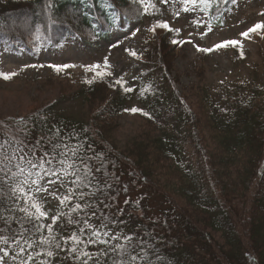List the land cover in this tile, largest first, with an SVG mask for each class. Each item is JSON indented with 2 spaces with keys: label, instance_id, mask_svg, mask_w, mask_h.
<instances>
[{
  "label": "trees",
  "instance_id": "obj_1",
  "mask_svg": "<svg viewBox=\"0 0 264 264\" xmlns=\"http://www.w3.org/2000/svg\"><path fill=\"white\" fill-rule=\"evenodd\" d=\"M116 1L123 2L51 0L46 9L47 0H0V45L6 41L12 50L28 51L24 35L14 32L20 26L13 18L28 21L32 32L36 26L41 34L57 40L59 35L50 28L55 29L68 11L94 37H100L103 33L97 18H102L108 31L117 26ZM232 4V0H221L207 13L197 11L210 26L217 27ZM61 26L60 37L73 33ZM104 87L110 88L103 78H97L84 89L88 103L94 102L96 93L100 95L101 106L91 120L70 119L56 112L54 105L42 104L23 116L0 121L23 129L19 136L26 145L57 129L65 138L75 133L70 142L84 143L83 154L95 157L91 161L94 168L103 164L95 174L103 191L94 198L103 203L93 208L96 217L92 222L99 225L103 221L114 233L133 236L136 252L141 248L137 242L143 241L153 264H264V85L250 83L245 88L247 96L238 97L232 91L226 101L215 100L210 94L198 96L195 108L174 89L146 86V111L140 113L144 131L124 150L109 141L108 132L98 125L109 126L124 113L129 94L120 83L113 95L106 97L99 91ZM20 118L24 123L14 124ZM123 168L160 198L158 232L147 215L151 208L145 196L128 198L117 206ZM67 219L61 222L66 226L64 234L71 228ZM185 247L193 249L190 262L178 259Z\"/></svg>",
  "mask_w": 264,
  "mask_h": 264
},
{
  "label": "rangeland",
  "instance_id": "obj_2",
  "mask_svg": "<svg viewBox=\"0 0 264 264\" xmlns=\"http://www.w3.org/2000/svg\"><path fill=\"white\" fill-rule=\"evenodd\" d=\"M152 3L156 7L145 13L143 6L133 0L117 2L116 27L108 31L102 18H97L99 30L103 33L100 37H94L92 32L83 28L69 11L61 16L60 23L71 28L73 33L60 37L58 30L62 26L59 23L55 29L50 28L52 33L54 30L55 35H59L57 40L37 32L36 26L32 32L30 22L13 18L12 21L16 20L20 26L14 28V32L24 35L28 51L12 50L6 41L0 45V72L15 73L9 79L0 77V119L23 116L44 104L54 105L56 112L70 119L91 120L95 110L101 106L99 94L92 98L94 102L88 103L84 89L88 81L100 77L86 69L93 64L104 69L105 58L108 61L106 71L111 75L103 79L112 88L105 90L104 87L99 91L111 97L118 80L125 89H132L127 91L125 112L116 116L109 126L98 125L108 132V140L120 150L144 131L140 113L146 111V86L154 85L159 90L174 89L195 108L198 96L210 94L215 100L226 101L232 91L238 97L239 94L247 96L245 88L250 83L264 85V29L251 33L247 39L240 35L253 25L264 23V0H236L217 27L210 26L198 11H181L180 16H175L181 5L171 0L168 4H161L160 0H152ZM196 21L200 22L199 26ZM158 22H167L170 28H179L180 31L157 27ZM228 40H238L242 47L215 48V45ZM198 48L213 50L199 51ZM131 52L136 55H131ZM65 64L70 67H61L59 71L50 67ZM132 108L141 111L132 112ZM121 181L122 195L117 206L123 205L128 198L136 200L139 195L145 196L151 208L147 215L158 232L156 220L161 204L158 195L126 168L122 170ZM47 200L46 207L53 214L58 210L68 212V208L61 209L59 201L52 196ZM181 251L178 259L183 261L187 258L190 262L193 249L185 247ZM107 263L105 260L104 264Z\"/></svg>",
  "mask_w": 264,
  "mask_h": 264
},
{
  "label": "snow or ice",
  "instance_id": "obj_3",
  "mask_svg": "<svg viewBox=\"0 0 264 264\" xmlns=\"http://www.w3.org/2000/svg\"><path fill=\"white\" fill-rule=\"evenodd\" d=\"M133 2L142 5L145 13L156 7L152 0ZM169 2L170 0H160L161 4ZM171 2L181 5V10L174 14L180 16L181 11L191 13L199 10L207 13L221 0ZM222 2L227 3L228 0ZM232 2L235 3L236 0ZM50 5L51 0H47L46 9ZM51 23L55 21L52 20ZM196 23L199 26L200 22ZM157 27L175 30L177 33L180 31L179 28H170L167 22H158ZM261 29H264V23H257L240 35L247 39L251 33ZM172 42L177 43L176 40ZM228 46L242 47L240 41L228 40L215 45V48ZM130 54L136 55L135 52ZM104 64V69H101L99 64H93L86 70L94 72L95 76L100 78L111 75L106 71L107 58ZM50 67L59 71L61 67L70 66L65 64ZM11 75L15 73L0 72V77L4 79H9ZM117 83L120 84L121 81L118 80ZM130 110L141 111L137 108ZM23 123V118L14 120V124ZM0 130H3V135L0 136V264H64L65 260H71L72 264H104L105 259L109 264H153L143 247V241L137 242L141 248L140 252H136V245L132 243L133 236L122 232L116 234L103 221L99 225L92 222L96 217L93 208L97 207L98 203H103H97L94 199L98 192L103 191L95 175L101 171L103 164L94 168L91 161L95 157L83 154L84 143L70 142L75 138V133L65 138L60 136V129H57L52 135L41 136L35 143L26 145L19 136L23 129H14L0 121ZM88 147L91 148L90 145ZM48 196L58 200L61 209L67 207L68 212L58 210L53 214L51 209L46 207L49 203ZM104 206L108 207L106 204ZM66 215L67 225L71 228L64 234L66 226L61 220ZM108 219L109 217H104V220ZM61 253L64 255L61 256Z\"/></svg>",
  "mask_w": 264,
  "mask_h": 264
}]
</instances>
